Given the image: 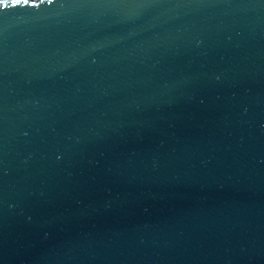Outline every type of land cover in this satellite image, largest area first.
I'll list each match as a JSON object with an SVG mask.
<instances>
[{"label": "water", "instance_id": "95a60500", "mask_svg": "<svg viewBox=\"0 0 264 264\" xmlns=\"http://www.w3.org/2000/svg\"><path fill=\"white\" fill-rule=\"evenodd\" d=\"M0 264H264V0H0Z\"/></svg>", "mask_w": 264, "mask_h": 264}]
</instances>
